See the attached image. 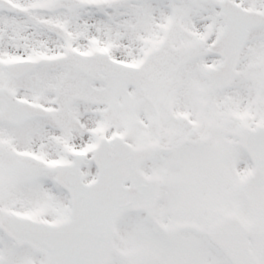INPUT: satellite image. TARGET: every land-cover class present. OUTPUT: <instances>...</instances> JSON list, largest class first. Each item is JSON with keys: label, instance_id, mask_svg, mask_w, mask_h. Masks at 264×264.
Instances as JSON below:
<instances>
[{"label": "snow or ice", "instance_id": "6c2138e0", "mask_svg": "<svg viewBox=\"0 0 264 264\" xmlns=\"http://www.w3.org/2000/svg\"><path fill=\"white\" fill-rule=\"evenodd\" d=\"M0 264H264V0H0Z\"/></svg>", "mask_w": 264, "mask_h": 264}]
</instances>
